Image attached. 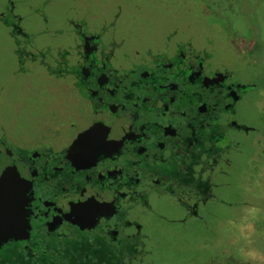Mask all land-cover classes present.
<instances>
[{"label":"flooded vegetation","instance_id":"obj_1","mask_svg":"<svg viewBox=\"0 0 264 264\" xmlns=\"http://www.w3.org/2000/svg\"><path fill=\"white\" fill-rule=\"evenodd\" d=\"M7 1L0 22L19 72L39 64L80 105L79 118L68 115L29 145L0 128V171L18 174L24 185L22 197L14 189L4 194L0 264H155L150 216L169 230L202 221L207 204L221 200L220 187L237 176L239 197L251 195V176L264 166V97L255 99L260 84L213 46L177 27L158 45L140 46L139 35L117 30L124 0H114L111 20L73 6L64 29L39 30L66 40L37 45ZM256 104V112L241 114ZM89 128L106 133L109 147L76 155L71 147ZM161 204L181 216H165ZM210 249L198 264L234 263L230 253Z\"/></svg>","mask_w":264,"mask_h":264},{"label":"rangeland","instance_id":"obj_2","mask_svg":"<svg viewBox=\"0 0 264 264\" xmlns=\"http://www.w3.org/2000/svg\"><path fill=\"white\" fill-rule=\"evenodd\" d=\"M12 1L16 12L24 17L23 28L34 36L37 45L66 40L42 32L46 28L51 32L64 29L73 6L79 14L91 11L107 20L113 18L115 8L114 0ZM128 1H122L119 34L130 38L137 34L140 46L154 47L169 30L183 28V34L193 37L194 42L213 46L216 55L239 69L243 78L260 84L253 91L255 99L264 97V0H135L137 10L127 6ZM7 2L0 0V12ZM13 50V42L0 22V128L10 140L29 145L51 136L68 115L79 118L80 104L69 86L49 77L39 64L26 63L19 72ZM250 106L242 107L241 114L248 116L259 109L257 104ZM243 172L241 168L237 174ZM240 183L237 176L230 188L220 187L221 200L207 204L202 221L187 220L169 230L164 225L160 228L156 217L150 216L146 233L155 264H198L212 246L216 253H230L233 264H264V166L252 174V192L245 199L239 197ZM157 209L167 217L181 216L176 206L161 204Z\"/></svg>","mask_w":264,"mask_h":264},{"label":"snow or ice","instance_id":"obj_3","mask_svg":"<svg viewBox=\"0 0 264 264\" xmlns=\"http://www.w3.org/2000/svg\"><path fill=\"white\" fill-rule=\"evenodd\" d=\"M87 75V70H85ZM106 133L98 128H89L84 130L79 139L72 145L71 150L80 155L82 152L99 151L109 147L106 142ZM8 189H14L22 197L24 192L23 181L18 174H12L9 171H0V211H2L4 194Z\"/></svg>","mask_w":264,"mask_h":264},{"label":"crops","instance_id":"obj_4","mask_svg":"<svg viewBox=\"0 0 264 264\" xmlns=\"http://www.w3.org/2000/svg\"><path fill=\"white\" fill-rule=\"evenodd\" d=\"M262 178V177H261Z\"/></svg>","mask_w":264,"mask_h":264}]
</instances>
